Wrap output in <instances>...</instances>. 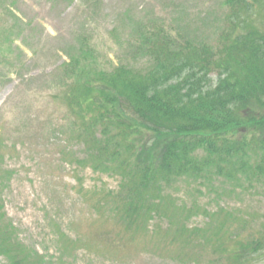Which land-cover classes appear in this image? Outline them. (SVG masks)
<instances>
[{
  "label": "trees",
  "instance_id": "obj_1",
  "mask_svg": "<svg viewBox=\"0 0 264 264\" xmlns=\"http://www.w3.org/2000/svg\"><path fill=\"white\" fill-rule=\"evenodd\" d=\"M222 6L215 44L138 22L120 43L130 56L107 65L82 40L54 74L53 90L69 110L61 132L85 146L78 164L119 178L115 190L85 188L80 180V193L99 214L106 211L133 238L145 232L181 242L178 263L264 264V221L219 207L204 209L208 221L190 228L197 203L171 192L180 180L204 183L218 197L264 182V0ZM4 147L0 131V255L12 264H53L22 243L6 218L1 192L13 172L1 165ZM155 217L168 225L150 229ZM56 227L62 263L88 247Z\"/></svg>",
  "mask_w": 264,
  "mask_h": 264
},
{
  "label": "rangeland",
  "instance_id": "obj_2",
  "mask_svg": "<svg viewBox=\"0 0 264 264\" xmlns=\"http://www.w3.org/2000/svg\"><path fill=\"white\" fill-rule=\"evenodd\" d=\"M223 1L0 0V129L8 145L3 166L13 170L2 197L22 243L52 258L54 264H179L161 256L168 252H154L156 242L146 233L133 238L118 233L114 218L104 214L97 219L80 196L77 175L86 187L116 189L119 181L107 174L98 176L91 168L78 174L76 165L62 162L64 136L57 130L67 112L63 103L54 100V74L82 40L91 42L107 65L127 58L129 52L120 43L126 42L138 22L164 23L173 34L215 44L223 28ZM71 150L84 155L78 142ZM195 186L177 181L174 194L188 205L197 203L199 210L222 204L242 208L256 222L264 221V182L226 194L221 201L213 191ZM206 221L200 214L191 225ZM57 225L72 237L102 245L98 251H73L62 263ZM0 264L11 263L1 256Z\"/></svg>",
  "mask_w": 264,
  "mask_h": 264
}]
</instances>
